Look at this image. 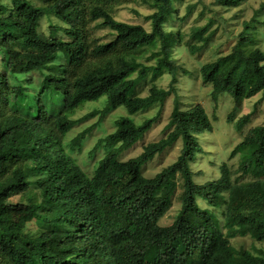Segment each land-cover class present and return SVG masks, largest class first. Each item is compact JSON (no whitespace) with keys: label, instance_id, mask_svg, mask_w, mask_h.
Listing matches in <instances>:
<instances>
[{"label":"trees","instance_id":"obj_1","mask_svg":"<svg viewBox=\"0 0 264 264\" xmlns=\"http://www.w3.org/2000/svg\"><path fill=\"white\" fill-rule=\"evenodd\" d=\"M132 1L7 0L1 4L0 264H189L197 252L201 264H264V250L256 255L231 243L247 236L264 241V125L245 131L250 115L237 126L242 139L230 155V159L240 158L238 169L222 164L220 177L204 184L195 183L191 168L202 153L199 136L213 132L201 104L184 111L175 100L164 138L127 161L120 155L133 148L160 115L142 124L120 119L117 129L92 152L101 146L109 150L94 175L85 173L68 155L65 138L75 123L70 117L85 103L106 97L109 109L126 106L134 115L165 104L173 95L156 97L153 93L158 90L153 89L147 98L136 97L147 68L135 57L143 47L161 41L164 58L157 71L169 70L174 88L178 66L165 53L171 42L163 30L174 0H146L156 10L150 18L152 32L114 18L115 6ZM250 1L215 0L228 9ZM257 13H264V2ZM50 14L63 26L51 25L47 35L39 27ZM101 19L117 33L105 44L92 31ZM256 22L251 21L242 37L251 35ZM205 32L196 29L194 37L203 40ZM245 37H239L228 55L202 65L199 71L204 85L212 87L214 101L224 94L233 96L229 122L245 101L260 93L264 100V52L245 45ZM139 71L144 75L134 79ZM36 73L44 78L31 90L28 86L38 81ZM179 141L178 160L147 178L144 167ZM24 150L38 156L22 157ZM179 185L181 207L174 222L162 226ZM32 188L41 192V199L30 201L32 220L20 225L9 213L11 201ZM33 223L41 228L36 237L28 233Z\"/></svg>","mask_w":264,"mask_h":264},{"label":"rangeland","instance_id":"obj_2","mask_svg":"<svg viewBox=\"0 0 264 264\" xmlns=\"http://www.w3.org/2000/svg\"><path fill=\"white\" fill-rule=\"evenodd\" d=\"M3 2H7V0H0V7ZM145 2L146 0H133L126 4L117 5L112 9V14L118 21L140 25L148 32H152L153 24L150 18L156 10ZM263 2L264 0H251L239 8L228 9L217 5L215 0H174L171 10L166 14L167 20L163 24V30L166 35H169V41L171 42L165 53H169L171 60L175 61L178 66L175 89L172 88L173 77L171 72L169 70L157 71L158 65L161 63L160 60L164 58V54H162L163 43L161 41L143 47L135 57L143 67L147 68L146 79L136 87L135 96L147 98L153 93V89L158 90V93H153L156 97L164 96L170 92L173 95L167 99L165 104L157 103L134 115L128 113L126 106L109 109L106 97L85 103L70 117L75 123L65 138V144L68 145L66 151L71 159L76 161L89 176L94 175L100 160L109 150L101 146L95 154L92 155V152L100 140L117 129V121L128 117L136 124H142L146 120L160 115L159 120L153 125L152 129L133 148L123 152L119 158L127 161L140 156L146 146L159 142L164 138L165 129L172 117L174 101L178 100L181 109L184 111L193 109L199 104L203 105L213 124V132L199 136L198 141L202 147V153L197 156L191 165L195 183L204 184L216 180L221 175V165L225 163L232 169L237 170L240 158L230 159L232 150L242 139L237 131V126L248 115L251 116V119L244 125L245 131L264 125L263 95L260 93L245 101L242 111L236 114L233 122H229L228 118L235 106L233 96L224 94L219 97L217 102L214 101L212 87L204 85L199 71L202 65L215 61L219 56L228 55L239 42V37H245H242L244 35L242 32L254 19L257 20L256 23H253V26L256 27L251 26V35L245 37L244 44L252 50L258 48L264 52V13H257ZM38 5H42V3L38 2ZM0 14H2L1 10ZM51 25L63 26L54 15L50 14L41 20L39 31L50 35ZM204 28L206 32L203 34V40L195 38V30ZM92 31L101 44L113 41L117 36L114 29L104 24L103 19L92 25ZM59 38L63 37L60 36ZM206 38H209L208 43H205ZM191 47L197 50H191ZM142 75L144 74L139 71L133 75V78L136 79ZM34 77L38 81L34 80L28 86L31 90L37 88L42 78H44L40 73L34 74ZM92 113L93 116L86 118L87 115ZM83 134L85 135L80 138V142L74 145L73 141ZM72 146L75 147L74 151L71 150ZM181 149L182 143L179 141L157 155L144 167V175L147 178L156 177L178 160ZM20 155L22 157L38 156L28 150L22 151ZM245 180L249 179L246 178ZM180 194L181 185L177 189L171 210L161 221L162 226H169L174 222L181 207ZM40 199L41 192L37 188H32L28 194L12 199L9 213L14 221L24 225L32 220L31 208L29 207L30 201ZM31 225L28 233L36 237L35 234L40 233L41 228L34 223ZM231 243L237 250L246 249L256 255L264 250V241L259 242L249 236L236 237L231 240ZM33 244L42 246L40 243L38 244V241ZM24 245L29 244L25 242ZM201 261L200 252H197L195 257L189 261V264H201Z\"/></svg>","mask_w":264,"mask_h":264}]
</instances>
